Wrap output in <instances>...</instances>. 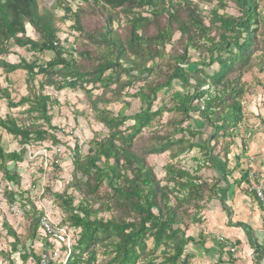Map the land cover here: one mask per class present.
<instances>
[{
	"label": "trees",
	"instance_id": "obj_1",
	"mask_svg": "<svg viewBox=\"0 0 264 264\" xmlns=\"http://www.w3.org/2000/svg\"><path fill=\"white\" fill-rule=\"evenodd\" d=\"M80 1L97 8L104 19L99 32L86 34V45L91 47L74 53L60 41V26L54 19V10L60 9L64 15L71 13L69 0H57L51 10L42 11L37 0H0V71L5 75L24 72L27 89V95L16 102L6 92L4 99L9 110L27 105L25 113L36 115L29 125L18 124L8 115L0 119V129L18 139L20 146L44 142L47 132L35 121L41 120L48 130L52 129L48 114L52 101L43 93V89L49 87L55 92L64 89L83 91L95 112V120L107 130L105 137L89 142L83 158L76 149L72 161L75 174L85 178L82 187L93 196L105 185L108 189L106 200L101 199L99 208L93 209L87 200L74 206L72 198L54 194L66 214L60 225L73 230L72 246L67 252L64 247L58 248L42 238L37 232L39 218L36 217L32 220L30 239L41 241L43 248L39 254L29 250L20 259L26 262L31 258L34 264H96L99 257L103 264H191L193 256L186 254L187 246L204 247V242L202 236L199 240L186 236V231L189 226L199 223L204 202L215 198L222 202L218 193L226 192L229 186L228 173L215 163L211 142L219 137H232L241 121L240 99L245 90L243 75L253 67L260 73L264 71V60L255 62L253 58L256 51L264 57V43L259 47V42H264V33H259V27H263L260 0H208L215 2L207 12L208 22H205L203 10L190 0ZM228 3L235 8L236 16L223 12ZM119 15L125 20L126 35L123 37L112 26L120 21ZM78 17V13L73 15L74 29L83 32ZM26 26L32 29L36 40L26 35ZM175 34L178 35L175 44L180 45V52L166 53L165 47L172 44ZM12 47L32 53H49L51 59L42 65L24 59L11 64L6 57L12 54ZM189 50L198 58L191 61ZM165 58L168 63L164 70L161 62ZM212 66L217 69L206 74L204 69ZM152 75L156 79L150 82ZM37 77L41 80L35 88ZM137 82L143 85L128 97L138 100L139 109L131 117L124 114L126 104L116 115L98 110L99 100H92L90 90H87V86L91 90L97 87L110 90L114 85L113 93L120 95ZM174 83L182 91L172 93L171 110L181 120L171 134L156 138L154 145L146 150L147 154L170 150L173 159L197 149L205 154L206 161L217 174L212 184L168 165L164 180L171 186H160L144 158L132 151L141 132L151 128L162 114L161 108L153 110L158 93L171 90ZM193 114H197L196 120L192 118ZM128 121L132 125L122 130ZM184 122L197 123L198 128L201 125L210 128L208 138L202 143L196 141L201 131L190 124L180 128ZM177 133L181 134L178 139L174 138ZM193 139L194 142H190ZM50 140L52 145L59 144L53 135ZM23 155V149L4 153L0 148V165L22 163ZM5 179L9 182L18 180L15 174L8 172H5ZM239 182H247L246 176L242 175ZM220 183L226 188L218 189ZM22 203L19 204L21 207L30 204L28 201ZM31 211L35 213L34 208ZM103 213L109 217H98ZM231 227L246 225L239 223ZM11 235L15 251L18 237ZM217 246L220 252L224 250L225 246ZM253 252L256 263L261 262L264 253L260 246L254 244ZM59 254H63L64 259Z\"/></svg>",
	"mask_w": 264,
	"mask_h": 264
},
{
	"label": "rangeland",
	"instance_id": "obj_2",
	"mask_svg": "<svg viewBox=\"0 0 264 264\" xmlns=\"http://www.w3.org/2000/svg\"><path fill=\"white\" fill-rule=\"evenodd\" d=\"M56 1L37 0L39 10H51ZM190 1L198 5L200 10H203L205 22H208L207 12L214 6L215 2L209 3L208 0ZM69 4L72 11L68 15H64L60 9L54 10L55 23L60 26L58 37L60 41L64 42V46L74 53L75 50H88L91 46L86 45V34L94 35L99 32L104 17L97 8L87 6L85 2L80 0H69ZM259 11L263 21V27H259V33H264V0L259 1ZM223 12L232 16L237 15L235 8L230 3H228L227 8ZM77 13L79 14L78 19L83 32H77L74 29L76 24L74 23L73 15ZM119 16L120 21L118 23L114 22L112 26L115 32L123 37L126 35L125 20L122 15ZM26 35L33 40L37 39L29 26H26ZM258 36L260 40L261 37L260 35ZM177 40L178 35L175 34L172 44L165 47L166 53L176 52L179 54L180 45L177 46L175 44ZM263 43L259 42V47ZM11 52L12 54L6 57V61L11 64L18 63L20 59H24L27 62L36 61L42 65L51 59V54L49 53H32L25 49L13 47ZM188 54L191 61L198 58L192 50H189ZM260 54V51L254 53L255 62L264 60V57ZM75 59L79 62L77 55H75ZM167 63L168 58L161 62L164 70ZM82 65L87 67L88 64ZM216 69V66H212L204 69V72L210 75ZM155 79L156 76L152 75L150 82ZM24 80L25 74L22 71H16L8 75L0 71V119L9 115L18 124L24 125H29L34 121L35 114L29 115L25 113L28 108L27 105L9 110L4 99V92L8 93L10 99L14 102L26 96L27 89ZM40 80L41 77L36 78L35 88H37V83ZM242 82L245 84V90L240 99L241 121L233 130L232 137L225 139L219 137L211 142V146H213L212 155L216 159V165L225 174L228 173L226 181L230 188L226 197L227 207L231 211V216L237 215L243 218V214L246 213L245 216L250 217L252 215L251 212L256 209L257 223H253L254 230L252 229L254 232L261 229L262 231L264 230V202L258 203L250 190V185L247 182H239V180L242 175L247 176L251 172L254 175V183L261 185L264 189V71L260 73L253 67L243 75ZM142 85V82H137L131 87L124 89L120 95L113 93L114 85L110 87V90L102 87L91 90L90 86H87V90H90V98L92 100H99L97 103L98 110H107L111 114L116 115L123 104H126L124 114L131 117L138 112L139 102L137 99L128 96L137 92ZM176 91H182V89L174 83L171 90L158 93L153 104V110L161 108L162 114L154 120L151 128L141 132L133 143L132 151L144 158L146 165L151 168L160 186L167 184L164 178L166 174L165 167L168 165L186 170L200 181L212 184L217 178V174L210 167V163L206 161L205 154L200 153L197 149H192L173 159L170 158L172 154L170 150L161 154H147L146 150L149 146L154 145L155 139L166 133L171 134L181 120L180 116L171 110L173 105L171 95ZM43 93L49 95L52 101L48 109V114L51 116L50 124L52 129L48 130L41 120L35 121L37 126H41L47 132L44 142H33L26 146H20L18 139L7 135L0 129V148L4 153L24 150L22 163L13 164L7 162L3 167L0 165V264H34L31 258H28L26 262H22L20 259L29 250H32L34 254H39L43 248L41 241L35 240V238L30 239L32 220L36 217L39 218L45 209L49 210L51 216L57 222L63 220L66 215L64 209L59 207V201L53 197L54 194H63L62 196L66 198H72L74 206L78 202L87 200L89 204H92L93 209L99 208L101 199L106 200L107 187L102 185L97 195H90L82 187L85 178H82L80 174H75L72 165L76 149L77 154L83 158L86 156L89 142L93 138L100 139L107 135V130L103 125L95 120V112L91 108L86 94L81 90L68 89L55 92L49 87H45ZM192 118L196 120L197 114H193ZM193 122L181 123L180 128H184L187 124L196 128L199 124L197 125V123ZM131 125V121L126 122L122 130ZM198 130L201 131V135L196 137L195 140L202 143L208 138L210 128L201 125ZM52 135L59 140L58 145L50 143ZM180 136L181 134L177 133L174 138L178 139ZM190 142H194V139L190 140ZM5 172L15 174L18 180L16 182L7 181ZM167 186L170 187L171 185L167 184ZM224 188H226L225 184L220 183L218 189ZM218 195L221 196L220 192ZM27 201L30 204L27 203L24 207L19 205L20 203L23 205L22 202ZM203 206V210L199 213V223L189 226L186 231V236H191L195 240H199V236H202L205 246H187L186 254L193 256L191 264H260L261 262L256 263V253L254 254L251 251V246L247 241L245 242L242 239L243 243L236 245V240L230 241V239L225 238V236L228 238L227 234L222 232L219 234L213 229L212 223L215 218L212 219L209 216L211 209H213L212 211L216 216L219 214L222 216V213H224L220 211L218 201L212 199L209 202H204ZM32 208L35 209V213L31 211ZM223 216L226 218L225 213ZM98 217L107 218L109 214L103 213L98 215ZM232 218L234 219L235 217L233 216ZM10 232L18 237L15 251L12 249L14 239ZM215 242L222 246H225V242L226 244H231L234 253H230L227 247H224V250L220 252ZM256 242H260L257 245L260 246V250L264 253V238L260 237L256 239ZM148 247L151 248L150 241L148 242ZM210 249H214V253L207 254L205 251ZM60 256L64 259L63 254H59ZM96 264H103L100 257Z\"/></svg>",
	"mask_w": 264,
	"mask_h": 264
},
{
	"label": "crops",
	"instance_id": "obj_3",
	"mask_svg": "<svg viewBox=\"0 0 264 264\" xmlns=\"http://www.w3.org/2000/svg\"><path fill=\"white\" fill-rule=\"evenodd\" d=\"M230 186H228V189L226 192L222 193L220 192L221 196L219 195V197L222 199V202L219 201L218 199L215 198L216 201H218L219 205H220V211L224 212L226 214V218L228 219L226 221V218L223 216L224 213H222L223 215L221 216L219 215H215L213 213V209H211V211L209 212V216L214 219L213 224V229L215 231H217V233L220 234V232L227 234L228 238L225 236L226 239H230V241L232 240H236L237 242H239L238 245L242 244L243 241L242 239L245 240V242L247 241V243L250 244V249L251 251H253V246L254 244H260V242H256V239L263 237L264 238V230H257V231H252L253 228V223H257L256 221V212L257 210H253L251 213L252 215L250 217L245 216L246 213H244V217L242 218L241 216H237V215H232L231 216V211L229 210V208L227 207V192L229 191ZM208 212V211H207ZM248 212V211H247ZM235 217L234 219L232 217ZM220 217V218H219ZM224 217V218H223ZM223 219V220H222ZM231 219V220H230ZM218 220V221H217ZM248 220V222H247ZM245 224L246 227L243 228H235V227H231L234 226V224ZM256 227V226H255ZM224 236V235H223ZM243 237V238H242ZM205 247V246H204ZM207 254H212L214 253V249H210V250H206L205 251ZM254 253V252H253Z\"/></svg>",
	"mask_w": 264,
	"mask_h": 264
},
{
	"label": "built area",
	"instance_id": "obj_4",
	"mask_svg": "<svg viewBox=\"0 0 264 264\" xmlns=\"http://www.w3.org/2000/svg\"><path fill=\"white\" fill-rule=\"evenodd\" d=\"M247 184L250 185V190L252 191L255 198L260 202H264V189L260 185L254 183L253 173H248L246 176ZM38 234L42 238H46L50 243L55 244L58 248L64 247L67 252L73 244L74 236L73 231L66 226L60 225V222H57L51 216L49 210L43 211L38 219ZM222 241V240H221ZM225 247L228 248L230 253H234V249L231 247V244L224 243ZM43 264V263H42ZM260 264H264V256Z\"/></svg>",
	"mask_w": 264,
	"mask_h": 264
}]
</instances>
